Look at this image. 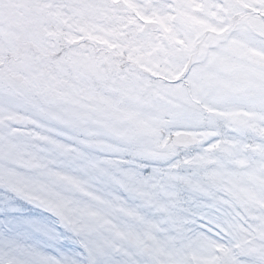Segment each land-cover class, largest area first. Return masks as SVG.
Listing matches in <instances>:
<instances>
[{
	"label": "snow or ice",
	"instance_id": "6c2138e0",
	"mask_svg": "<svg viewBox=\"0 0 264 264\" xmlns=\"http://www.w3.org/2000/svg\"><path fill=\"white\" fill-rule=\"evenodd\" d=\"M0 264H264V0H0Z\"/></svg>",
	"mask_w": 264,
	"mask_h": 264
}]
</instances>
